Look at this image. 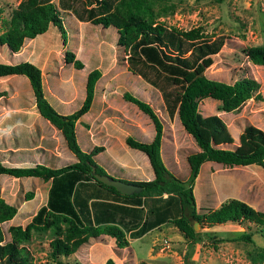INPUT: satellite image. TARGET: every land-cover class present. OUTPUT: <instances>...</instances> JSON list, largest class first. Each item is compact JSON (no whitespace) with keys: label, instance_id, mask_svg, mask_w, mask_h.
Wrapping results in <instances>:
<instances>
[{"label":"trees","instance_id":"16d2710c","mask_svg":"<svg viewBox=\"0 0 264 264\" xmlns=\"http://www.w3.org/2000/svg\"><path fill=\"white\" fill-rule=\"evenodd\" d=\"M81 1L91 6L80 8ZM151 2L20 0L12 10L5 30L0 33V47L4 48L9 60L18 55L25 40L45 34L49 27L56 28L61 37L65 36L66 30L75 33L79 21L102 29L109 26L114 29V48H122L125 53L118 52L116 57L126 64L131 76L139 77L143 89L148 91L144 97L124 92L123 98L147 115L153 128L151 139L127 136L125 142L146 155L152 176L136 180L130 175L125 179L123 168L103 163L96 155L101 148L94 146L87 134L77 128L78 118L92 103L99 70L93 68L87 75L79 109L59 113L44 97L42 81L45 75L49 90L56 94L53 80L56 72L45 69L44 73L29 61L0 62V78L19 75L27 79L32 98L29 102L34 104L43 119L59 130L75 158L73 161L62 160L38 146L36 136L29 135L19 140L13 134V149L0 150V175L49 182L45 205L37 209L23 229L12 223L7 229L9 235L1 225L11 219L32 215V211L18 208L22 201L32 197V191L23 198L17 197L15 202L0 197V264H30L27 252L18 246L29 237L30 228L53 231L54 237L49 241L53 257L70 256L102 236L112 238L116 246L122 248L127 245L128 238H139L165 223L172 224L193 243L203 233L195 231L191 220L202 227L239 223L247 229L252 225L264 240L263 210L254 209L242 200L227 198L223 193L219 195L215 180L206 181V193L201 195L200 204H196L191 187L200 165L206 162L229 167L254 165L264 171L262 130L245 120L242 123L236 120L240 132L235 142L228 126L218 115L202 116L198 111V102L204 98L216 100L221 111H232L252 96L257 83L247 75L231 83L207 78L204 71L212 64V56L225 44V37L211 38L199 26L181 30L155 21L151 15ZM240 52L250 63L264 67V45L241 46ZM64 56L66 63L72 61L75 69L82 67L78 60H73L71 52L66 50ZM8 105L12 106L9 102ZM108 112L111 110L105 109L101 117ZM156 112L163 118L176 117L198 148L186 156L189 170L186 180L175 176L163 162L160 153L162 122ZM4 162H27L33 166H11ZM92 168L98 174L110 171L113 178L137 184L140 190L121 194L112 186L96 180ZM219 200L225 202L217 205ZM38 223L41 225L36 226ZM250 234L243 231L236 239L251 242ZM105 264L113 262L107 259Z\"/></svg>","mask_w":264,"mask_h":264},{"label":"rangeland","instance_id":"374dc122","mask_svg":"<svg viewBox=\"0 0 264 264\" xmlns=\"http://www.w3.org/2000/svg\"><path fill=\"white\" fill-rule=\"evenodd\" d=\"M19 1L0 0V33L5 30L10 14ZM78 6L91 5L81 1ZM151 15L155 21H161L166 26L181 30L199 26L211 38L217 35L225 37V44L212 56V64L204 75L227 83L247 75L257 83V88L250 98L232 111H221L219 103L210 98L198 102V111L202 116L218 115L228 126L235 142L240 132L236 120L241 123L245 120L264 132V67L250 63L240 52L241 46L264 45V0H152ZM98 27L79 21L77 31L66 30L64 37L56 28L49 27L45 34L25 40L13 60H9L4 48L0 47V62L29 61L44 73L45 69L56 72L53 76L56 94L49 90L45 75L42 81L44 97L59 113L79 109L84 99L87 75L93 68L99 70L100 77L95 83L92 103L88 111L78 118L77 128L87 134L94 146L101 148L96 155L103 163L124 169L125 179L130 175L136 180L151 178L146 155L130 148L125 142L127 136L151 139V121L133 103L123 98L124 92L144 97L148 91L143 89L137 79L139 77L131 76L126 64L116 57L118 52L121 55L125 53L122 48H114V29L110 26L103 29ZM66 50L82 67L75 69L72 61L66 63ZM30 92L24 76L0 78V150L13 149V134L19 140L28 135L32 138L36 136L38 146L48 149L50 154L62 160L73 161L75 158L59 130L43 119L34 104L29 102L32 99ZM105 109L111 112L101 117ZM160 118L163 162L175 176L186 180L189 174L186 156L198 151V148L176 117ZM3 164L33 166L27 162ZM106 172L114 176L112 172ZM208 180H215L219 195L223 193L227 198L242 200L254 209L264 211V171L261 167H229L213 162L201 164L191 183L196 204H200L201 195H205ZM48 186V181L37 178L0 175V197L4 200L15 202L32 191V197L22 201L18 207L32 211V215L11 219L1 225L2 230L7 233L12 223L23 229L37 209L45 205ZM222 202L225 201L219 200L217 205ZM190 223L196 232L203 233L193 243L187 241L172 224L165 223L139 238H128L125 247H117L112 238L102 236L66 257L51 255L49 241L54 234L48 228H30L29 237L18 246L27 252L30 264H105L107 259H111L113 264H264V240L255 226L249 225L244 229L239 223L210 227H202L194 220ZM40 225L38 223L36 226ZM243 231L251 232V242L236 239Z\"/></svg>","mask_w":264,"mask_h":264},{"label":"water","instance_id":"95a60500","mask_svg":"<svg viewBox=\"0 0 264 264\" xmlns=\"http://www.w3.org/2000/svg\"><path fill=\"white\" fill-rule=\"evenodd\" d=\"M92 176L105 185L112 186L121 194H132L140 190V186L134 183L126 182L121 179L113 178L108 174H98L91 169Z\"/></svg>","mask_w":264,"mask_h":264}]
</instances>
